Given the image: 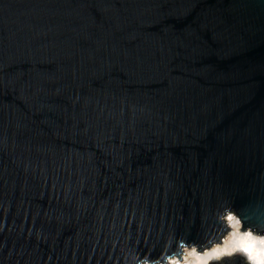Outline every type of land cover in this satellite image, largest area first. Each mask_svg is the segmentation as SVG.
Here are the masks:
<instances>
[{
  "label": "water",
  "instance_id": "95a60500",
  "mask_svg": "<svg viewBox=\"0 0 264 264\" xmlns=\"http://www.w3.org/2000/svg\"><path fill=\"white\" fill-rule=\"evenodd\" d=\"M228 211L264 235V0H0V264L163 263Z\"/></svg>",
  "mask_w": 264,
  "mask_h": 264
},
{
  "label": "bare ground",
  "instance_id": "6f19581e",
  "mask_svg": "<svg viewBox=\"0 0 264 264\" xmlns=\"http://www.w3.org/2000/svg\"><path fill=\"white\" fill-rule=\"evenodd\" d=\"M227 214V217H226ZM224 215V222L226 226H228L230 229L220 238V243L215 242L213 243L210 248H204L203 252H198L197 253L201 256L202 259H207V257L204 256L205 252H213V250H219V254L213 256L209 261L208 264L211 261H219L223 256L231 257L236 253L241 254L246 261L249 264H256V260L252 259L250 260L249 257L251 255H254L255 251H257L261 246L259 244H254L252 251L246 253L245 251L242 250L240 245L237 243L239 240V237L244 235V234H250L253 239L258 238V237H264V235H256L254 234L250 228H247L245 231H241L242 223L240 218L234 213H231L228 211ZM231 217V219H229ZM235 234V235H233ZM195 245H191L190 247L186 246L185 247V253L183 254V258L185 261V264H196V260L194 256L188 255V253L191 251ZM197 249V247L195 246ZM170 258H177L176 255L170 257ZM156 264H163V263H156Z\"/></svg>",
  "mask_w": 264,
  "mask_h": 264
},
{
  "label": "clouds",
  "instance_id": "9594fccd",
  "mask_svg": "<svg viewBox=\"0 0 264 264\" xmlns=\"http://www.w3.org/2000/svg\"><path fill=\"white\" fill-rule=\"evenodd\" d=\"M259 244L261 247L255 251L254 255H251L249 257L250 260L254 259L256 260V264H264V237H258L253 239H249L245 245V247L248 248V252L252 251L253 245ZM212 252H205L204 256L207 257V259H202L201 256L197 253L195 246L191 249V251L188 253L190 256H194L196 260V264H208V261L215 255H210ZM147 264H151V261H148ZM163 264H185L183 256L177 257L175 259L166 257L163 260Z\"/></svg>",
  "mask_w": 264,
  "mask_h": 264
},
{
  "label": "snow or ice",
  "instance_id": "6c2138e0",
  "mask_svg": "<svg viewBox=\"0 0 264 264\" xmlns=\"http://www.w3.org/2000/svg\"><path fill=\"white\" fill-rule=\"evenodd\" d=\"M229 219H231V217H229ZM235 235V234H233ZM251 239V235L250 234H244L242 236L239 237V240L237 241V243L240 245V247L242 248L243 251L247 252L248 248L245 247L247 241ZM219 254V250H213L212 253H210V255H217Z\"/></svg>",
  "mask_w": 264,
  "mask_h": 264
},
{
  "label": "rangeland",
  "instance_id": "374dc122",
  "mask_svg": "<svg viewBox=\"0 0 264 264\" xmlns=\"http://www.w3.org/2000/svg\"><path fill=\"white\" fill-rule=\"evenodd\" d=\"M226 217H227V214H226ZM224 218V217H223ZM181 253H180V256H183V254L185 253V247L181 249Z\"/></svg>",
  "mask_w": 264,
  "mask_h": 264
}]
</instances>
